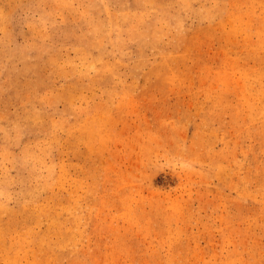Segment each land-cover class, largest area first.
Listing matches in <instances>:
<instances>
[{
	"label": "rangeland",
	"instance_id": "rangeland-1",
	"mask_svg": "<svg viewBox=\"0 0 264 264\" xmlns=\"http://www.w3.org/2000/svg\"><path fill=\"white\" fill-rule=\"evenodd\" d=\"M0 264H264V0H0Z\"/></svg>",
	"mask_w": 264,
	"mask_h": 264
},
{
	"label": "clouds",
	"instance_id": "clouds-1",
	"mask_svg": "<svg viewBox=\"0 0 264 264\" xmlns=\"http://www.w3.org/2000/svg\"><path fill=\"white\" fill-rule=\"evenodd\" d=\"M185 167H188V168H190V165H185Z\"/></svg>",
	"mask_w": 264,
	"mask_h": 264
}]
</instances>
